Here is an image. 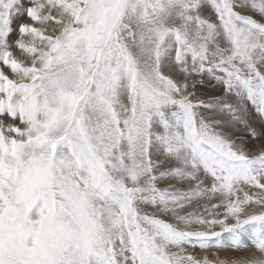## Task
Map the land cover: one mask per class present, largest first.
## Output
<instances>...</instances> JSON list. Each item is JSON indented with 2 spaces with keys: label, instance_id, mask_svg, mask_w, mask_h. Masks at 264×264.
Here are the masks:
<instances>
[{
  "label": "snow or ice",
  "instance_id": "obj_1",
  "mask_svg": "<svg viewBox=\"0 0 264 264\" xmlns=\"http://www.w3.org/2000/svg\"><path fill=\"white\" fill-rule=\"evenodd\" d=\"M248 105L264 0H0V264H264Z\"/></svg>",
  "mask_w": 264,
  "mask_h": 264
},
{
  "label": "rangeland",
  "instance_id": "obj_2",
  "mask_svg": "<svg viewBox=\"0 0 264 264\" xmlns=\"http://www.w3.org/2000/svg\"><path fill=\"white\" fill-rule=\"evenodd\" d=\"M20 22H24V23H33L32 21H30L27 17H24V20H18L16 23H20ZM35 26L40 27L41 25L36 24ZM53 22H48L47 25H45L46 29H47V33H51L52 29H53ZM15 34L13 35L12 39L14 40ZM14 54L23 59V57L21 56V53L19 50L17 49H13ZM197 81L196 84V88L195 91L197 93L198 96H200L201 98L206 99L208 96L210 95H218L219 92L213 87V84L210 82L209 78L206 77V81H208L210 89H208L207 92H204L202 90L204 84L206 82L201 83V78L200 77H195L194 78ZM205 79V77H204ZM199 91V92H198ZM248 119L250 121V124L257 128V130H259L261 128V126H264V121H262L253 111V108L251 105H248ZM259 122V123H258ZM261 125V126H260ZM233 135L235 137H240L243 142L245 143V146L249 149V150H259L260 144L262 143V141L260 140H253L249 135H248V131L246 128H244L243 126H233L232 128L229 129ZM240 141H238L239 143ZM199 211L203 212V208L201 207L200 209H198ZM251 210H256V206H252L250 209ZM150 211V209H149ZM195 227V226H194ZM218 230V229H216ZM188 252L192 253L193 255H195L197 258H204L207 257L210 261H215L217 259L220 260H238V259H246L249 257H252L253 255L255 256H259L260 254L258 252L255 251V249H253L250 245L246 248H242V249H238V250H232V249H228V248H218V247H211L209 249H192V248H188L187 249Z\"/></svg>",
  "mask_w": 264,
  "mask_h": 264
},
{
  "label": "bare ground",
  "instance_id": "obj_3",
  "mask_svg": "<svg viewBox=\"0 0 264 264\" xmlns=\"http://www.w3.org/2000/svg\"><path fill=\"white\" fill-rule=\"evenodd\" d=\"M22 21L24 20V17L21 19ZM20 21V20H19ZM203 80H204V82H206L205 84H204V86H203V88H202V90L204 91V92H207L208 91V89H210V86H209V83H208V81H206V77H205V79L203 78ZM199 92V91H198ZM259 123V122H258ZM264 125V124H263ZM261 126V125H260ZM262 127V126H261Z\"/></svg>",
  "mask_w": 264,
  "mask_h": 264
}]
</instances>
